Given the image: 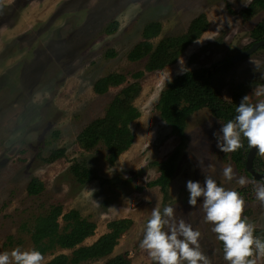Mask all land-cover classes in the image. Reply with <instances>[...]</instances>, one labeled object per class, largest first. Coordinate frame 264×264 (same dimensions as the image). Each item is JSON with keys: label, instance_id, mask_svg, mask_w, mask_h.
<instances>
[{"label": "rangeland", "instance_id": "374dc122", "mask_svg": "<svg viewBox=\"0 0 264 264\" xmlns=\"http://www.w3.org/2000/svg\"><path fill=\"white\" fill-rule=\"evenodd\" d=\"M251 0H0V264H16L32 249L34 218L51 206L77 210L96 225L83 245L107 231L108 222L130 219L113 253L129 264H264V183L249 177L231 159L236 125H225L207 109L191 114L181 141L156 109L160 93L187 71L204 69L225 101L238 98L254 111L264 101V48L247 59L220 63L246 50L264 11L243 16ZM208 27L177 61L146 72L147 58L127 59L142 40L145 24L159 22L153 45L186 32L198 15ZM111 22L117 29L105 32ZM108 51L115 56L106 57ZM215 68V71H213ZM143 72L133 105L140 116L130 124L129 149L113 165L102 145L86 152L76 137L105 114L125 86L93 92L111 73ZM264 120V115L262 117ZM178 148L176 169L166 196L148 186L158 176L154 162ZM56 149L64 155L46 159ZM264 172V157L258 155ZM83 163L97 176L83 187L69 173ZM32 178L43 185L29 196ZM225 217L221 233L216 222ZM250 235V246L246 235ZM67 250L32 259L44 264ZM107 258V259H108ZM107 259L80 264H103Z\"/></svg>", "mask_w": 264, "mask_h": 264}, {"label": "trees", "instance_id": "16d2710c", "mask_svg": "<svg viewBox=\"0 0 264 264\" xmlns=\"http://www.w3.org/2000/svg\"><path fill=\"white\" fill-rule=\"evenodd\" d=\"M255 10L264 11V0H251L241 14L251 16ZM207 27L206 16L201 14L192 20L186 32L163 38L153 45L152 40L161 32V24L149 22L142 29V40L129 51L127 59L136 62L147 58L146 72L162 70L175 63L185 48L198 39ZM116 29L117 22H111L105 32L111 34ZM251 34L256 38L264 34V20L257 24ZM110 56H115V52L108 51L106 57ZM219 66L226 72L233 64L229 59L221 62ZM142 75L143 72L133 74L131 77L135 82L127 83L125 75L111 73L95 82L93 92L97 95L105 94L109 88H118L123 84L125 86L108 104L104 116L93 120L77 135L76 143L80 149L89 152L102 145L110 165L129 149L134 139L130 124L140 116L133 101L141 90L140 83L136 80ZM212 76V74L208 76L204 69H197L176 77L160 93L156 109L160 119L181 141L184 139L187 118L201 109H207L214 118L222 120L225 125L235 124L238 141L232 150L231 159L238 168H244L248 149V140L245 137L249 129L251 111L248 105L238 98L230 102L222 99L213 85ZM63 155L64 150L56 149L46 161L53 162ZM177 155L178 148L165 161L153 163L158 166L159 176L148 183V186H158L165 196L175 173ZM69 173L81 187L97 179L95 173L83 163H73L69 167ZM42 190L43 185L37 178H32L26 188L29 196L39 195ZM223 223L225 224V217L220 216L216 222L219 234ZM131 224L132 221L127 218L110 221L104 234L92 244L83 245L87 238L94 235L95 223L82 217L77 210L64 212L60 205L51 206L44 215L34 218L30 231L32 249L16 264H29L32 259L55 250H67L70 253L55 255L44 264H80L107 259L113 253L118 238ZM244 239L249 247L250 235H246ZM129 263L128 256L124 253L108 258L103 264Z\"/></svg>", "mask_w": 264, "mask_h": 264}, {"label": "water", "instance_id": "95a60500", "mask_svg": "<svg viewBox=\"0 0 264 264\" xmlns=\"http://www.w3.org/2000/svg\"><path fill=\"white\" fill-rule=\"evenodd\" d=\"M263 43H264V41L253 44L250 47V49H248L247 51H243V52L233 56L231 58V62L235 63V62H238V61L242 60L243 58L249 56ZM208 75H210V72L208 73ZM263 109H264V104L258 108L256 113L254 114V116L250 120L249 137H250V141H251V146H250V150L247 153L246 163H245V169L248 172H250L251 175L253 176V178L256 180H258V179L264 180V177H262L261 175H259L256 172L252 171V160L255 156L257 148L258 147L264 148V125L261 127H257V125H256V120L258 119V116L262 112Z\"/></svg>", "mask_w": 264, "mask_h": 264}, {"label": "flooded vegetation", "instance_id": "af4514ba", "mask_svg": "<svg viewBox=\"0 0 264 264\" xmlns=\"http://www.w3.org/2000/svg\"><path fill=\"white\" fill-rule=\"evenodd\" d=\"M262 22V21H261ZM260 23V22H259ZM257 26V25H256ZM255 26V27H256ZM254 27V28H255ZM253 28V29H254ZM252 29V30H253ZM252 33V32H251ZM250 33V36L253 38L252 39V43H251V45L246 49V50H243V51H247L248 49H250V47L253 45V44H255V43H258V42H262V41H264V34H262V35H260L258 38H256L255 36H253L252 34ZM261 48H264V43L262 44V45H260L252 54H250L249 56H247V57H245L244 59H247L248 57H250L251 55H253L257 50H259V49H261ZM243 51H241V52H243ZM240 52V53H241ZM243 59V60H244ZM231 60V59H230ZM232 63V62H231ZM213 71H215V68H213ZM208 75V74H207ZM209 76V75H208ZM264 104V101H263V103H260L258 106H257V108L256 109H254V111H252L251 112V118L254 116V114L256 113V111L258 110V108L260 107V106H262ZM249 108V107H248ZM249 110H250V108H249ZM263 115H264V109L262 110V112L259 114V116H258V119L256 120V125H257V127H261V126H263L264 125V120L262 119V117H263ZM251 118H250V120H251ZM249 127H250V121H249ZM247 140H248V149H247V153H248V151L250 150V146H251V141H250V137H249V129L247 130V134H246V137H245ZM247 153H246V156H247ZM258 155H261V156H263L264 157V148H262V147H258L257 148V150H256V153H255V156H254V158H253V160H252V171H254V172H256V173H258L259 175H261L262 177H264V172H261L260 170H257L256 168H255V165H261V161H260V159H259V157H258ZM245 163H246V158H245ZM244 171L246 172V174L249 176V177H251V178H253V176L251 175V173L250 172H248L246 169H245V165H244ZM254 179V178H253ZM258 181H260V182H262V183H264V180H262V179H258ZM242 264H244V262H242Z\"/></svg>", "mask_w": 264, "mask_h": 264}]
</instances>
